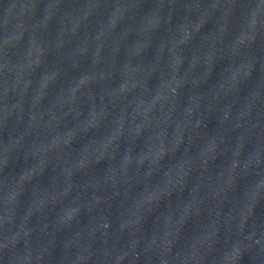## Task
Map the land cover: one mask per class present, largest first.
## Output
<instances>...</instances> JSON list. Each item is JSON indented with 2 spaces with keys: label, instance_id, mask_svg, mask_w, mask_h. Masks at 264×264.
Masks as SVG:
<instances>
[{
  "label": "water",
  "instance_id": "95a60500",
  "mask_svg": "<svg viewBox=\"0 0 264 264\" xmlns=\"http://www.w3.org/2000/svg\"><path fill=\"white\" fill-rule=\"evenodd\" d=\"M0 264H264V0H0Z\"/></svg>",
  "mask_w": 264,
  "mask_h": 264
}]
</instances>
